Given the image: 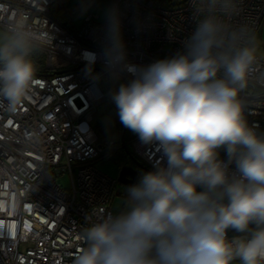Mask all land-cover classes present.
<instances>
[{
	"label": "clouds",
	"instance_id": "clouds-1",
	"mask_svg": "<svg viewBox=\"0 0 264 264\" xmlns=\"http://www.w3.org/2000/svg\"><path fill=\"white\" fill-rule=\"evenodd\" d=\"M196 2L183 50L133 66L134 78L111 96L120 122L142 141H158L167 164L127 187L116 214L86 217L85 247L73 264H264V133L248 125L240 98L257 62V36L231 22L240 0ZM106 41V66L123 63L115 9ZM46 45L24 23L0 28V103L9 110L36 79L35 57ZM230 229L240 235L229 239Z\"/></svg>",
	"mask_w": 264,
	"mask_h": 264
},
{
	"label": "built area",
	"instance_id": "built-area-1",
	"mask_svg": "<svg viewBox=\"0 0 264 264\" xmlns=\"http://www.w3.org/2000/svg\"><path fill=\"white\" fill-rule=\"evenodd\" d=\"M55 1L0 0V28L24 23L47 41L40 62L35 58L36 79L23 101L14 110L0 103V264H73L85 247L80 235L88 226L86 217L96 222L115 214L112 197H125L126 192L117 177L97 167L102 146L91 125L106 99L102 83L111 78L131 81L133 66L175 56L198 19L196 0L168 5L164 0H109L102 20L89 14L75 25L73 16L54 15ZM110 9L119 12L127 53L123 63L112 67L102 55ZM239 9L231 22L247 25L257 35L264 23V0H240ZM240 98L248 125L261 133L264 58L257 56ZM113 142H108L112 151ZM128 144L148 169L166 166L158 141L146 143L136 136ZM219 156L227 160L223 148ZM234 169L233 163L230 171ZM62 174L69 176L67 188L58 180ZM227 235L231 239L240 233L230 229Z\"/></svg>",
	"mask_w": 264,
	"mask_h": 264
},
{
	"label": "rangeland",
	"instance_id": "rangeland-1",
	"mask_svg": "<svg viewBox=\"0 0 264 264\" xmlns=\"http://www.w3.org/2000/svg\"><path fill=\"white\" fill-rule=\"evenodd\" d=\"M179 0H164L165 4ZM109 0H56L52 5L53 13L59 17L73 16L75 18L74 24L78 25L85 16L89 14L98 15L99 19L102 20L107 11V5ZM262 29L259 31L257 36V52L256 55L264 58V23H262ZM40 54L38 53L35 58L40 62ZM129 81L116 80L111 78L109 80L111 96L113 92L118 90L120 84L127 83ZM103 87L106 88V83L103 81ZM93 130L98 137V145L102 146L99 149V154L95 158V163L102 172L107 175L116 178L120 167L125 163L124 156L122 155L121 148L116 149L120 145V134L122 130V124L119 119L118 109L112 101L107 97L106 99L97 106L93 119L91 121ZM261 133H264V123H262ZM138 136V134L132 132L126 128L124 141L126 147L129 150L130 146L128 142L130 139ZM113 142V151L108 148V142ZM76 173V170L75 172ZM146 173L140 172V175ZM140 178V177H139ZM138 178V180H139ZM59 182L63 187H69L70 179L67 174L58 177ZM137 180V182H138ZM122 192L126 190V186L117 182ZM200 190V189H198ZM123 195H116L112 197L111 207L116 214L123 207Z\"/></svg>",
	"mask_w": 264,
	"mask_h": 264
},
{
	"label": "water",
	"instance_id": "water-1",
	"mask_svg": "<svg viewBox=\"0 0 264 264\" xmlns=\"http://www.w3.org/2000/svg\"><path fill=\"white\" fill-rule=\"evenodd\" d=\"M106 94H107V97L110 99L111 93H110L109 79H107V82H106ZM125 131H126V127L122 124V132L120 134V145L125 155L127 156L128 160L132 164L131 165L124 164L120 167L118 174H117V180L119 183L125 185L126 187H129L137 183L138 178L141 176L140 171L149 172L152 170L148 169L143 164H141L129 152V150L126 147V143L124 141ZM231 230L236 232L234 229H231Z\"/></svg>",
	"mask_w": 264,
	"mask_h": 264
},
{
	"label": "trees",
	"instance_id": "trees-1",
	"mask_svg": "<svg viewBox=\"0 0 264 264\" xmlns=\"http://www.w3.org/2000/svg\"><path fill=\"white\" fill-rule=\"evenodd\" d=\"M53 11V10H52ZM56 16V15H55ZM57 17H59V16H57ZM60 19H64L65 17L63 16H61V17H59ZM121 152H122V155L124 156V158H123V160L125 159V157H127L126 155H125V153H124V151H123V149H121Z\"/></svg>",
	"mask_w": 264,
	"mask_h": 264
},
{
	"label": "flooded vegetation",
	"instance_id": "flooded-vegetation-1",
	"mask_svg": "<svg viewBox=\"0 0 264 264\" xmlns=\"http://www.w3.org/2000/svg\"><path fill=\"white\" fill-rule=\"evenodd\" d=\"M122 131V130H121ZM125 164H127V165H131L132 163L129 161V160H127V159H125ZM141 172V171H140Z\"/></svg>",
	"mask_w": 264,
	"mask_h": 264
},
{
	"label": "crops",
	"instance_id": "crops-1",
	"mask_svg": "<svg viewBox=\"0 0 264 264\" xmlns=\"http://www.w3.org/2000/svg\"><path fill=\"white\" fill-rule=\"evenodd\" d=\"M261 29H262V27L260 28V30H261ZM260 30H259V31H260ZM258 33H259V32H258ZM258 33H257V34H258ZM125 159H126V157H125ZM113 212H114V211H113Z\"/></svg>",
	"mask_w": 264,
	"mask_h": 264
}]
</instances>
